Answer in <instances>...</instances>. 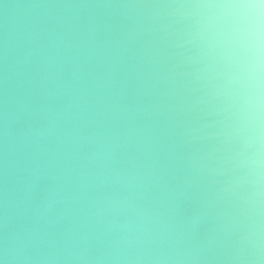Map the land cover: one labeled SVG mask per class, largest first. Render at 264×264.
<instances>
[{"label":"clouds","instance_id":"clouds-1","mask_svg":"<svg viewBox=\"0 0 264 264\" xmlns=\"http://www.w3.org/2000/svg\"><path fill=\"white\" fill-rule=\"evenodd\" d=\"M0 264H264V0H0Z\"/></svg>","mask_w":264,"mask_h":264}]
</instances>
